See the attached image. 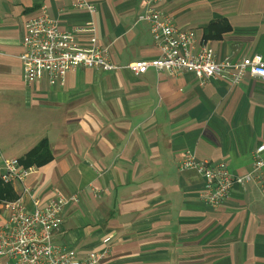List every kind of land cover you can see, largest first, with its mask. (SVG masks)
<instances>
[{
	"label": "crops",
	"instance_id": "1",
	"mask_svg": "<svg viewBox=\"0 0 264 264\" xmlns=\"http://www.w3.org/2000/svg\"><path fill=\"white\" fill-rule=\"evenodd\" d=\"M79 1L0 0V163L24 159L42 141L50 153L8 185L14 198L28 211L57 193L73 198L52 241L78 260L107 250L97 264H264V166L261 181L233 188L216 209L199 198L202 179L178 168L190 151L234 175L251 171L264 143V80L200 85L189 73L75 68L59 85H26L25 23L41 9L82 50L94 33L115 65L159 57L147 24L137 22L150 0H84L96 6L91 15ZM154 5L217 59L264 60V0Z\"/></svg>",
	"mask_w": 264,
	"mask_h": 264
},
{
	"label": "built area",
	"instance_id": "2",
	"mask_svg": "<svg viewBox=\"0 0 264 264\" xmlns=\"http://www.w3.org/2000/svg\"><path fill=\"white\" fill-rule=\"evenodd\" d=\"M150 0L148 9L137 22L147 24L149 33L159 57L151 61H135L126 66H118L108 59L107 48L96 45V37H90V49L78 47L72 33L62 31L58 23L50 19L46 10L29 18L25 23L22 40V75L30 86L46 78L51 86L63 82L68 71L75 68H97L115 71L122 68L134 75H142L149 69L156 72H177L192 74L200 85L210 80L220 79L232 85L241 83L247 76L264 80V60L259 55L232 61L217 59L213 49L205 42L198 47L193 44L190 32L176 28L171 19L155 8ZM90 15L96 6L84 0L75 5ZM88 28L93 30L90 21ZM264 143L255 150V160L250 172L238 176L229 172L224 162L210 163L199 160L190 151H185L178 164L180 171H193L203 181L199 194L201 202L209 208L220 207L235 187H245L251 182L261 181L264 161L260 154ZM35 171V167H23L19 160H5L0 163V182L4 185L22 183ZM25 193L28 191L25 189ZM73 198H65L60 193L43 207L26 210L20 199L4 202L5 222L0 226V264H97L106 257L107 250L92 253L83 259L74 258L64 247L52 241V234L62 223V210ZM109 243V238L104 244ZM107 249V248H106Z\"/></svg>",
	"mask_w": 264,
	"mask_h": 264
},
{
	"label": "trees",
	"instance_id": "3",
	"mask_svg": "<svg viewBox=\"0 0 264 264\" xmlns=\"http://www.w3.org/2000/svg\"><path fill=\"white\" fill-rule=\"evenodd\" d=\"M50 160V153L48 145L45 141L40 142L35 148L30 150L24 157L19 160V164L23 167L40 166ZM16 200L11 193L8 185H4L0 182V202L14 201Z\"/></svg>",
	"mask_w": 264,
	"mask_h": 264
}]
</instances>
